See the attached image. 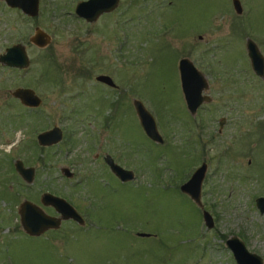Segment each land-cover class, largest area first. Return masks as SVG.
Masks as SVG:
<instances>
[{
    "label": "rangeland",
    "instance_id": "374dc122",
    "mask_svg": "<svg viewBox=\"0 0 264 264\" xmlns=\"http://www.w3.org/2000/svg\"><path fill=\"white\" fill-rule=\"evenodd\" d=\"M76 1L39 0L30 17L0 0V52L21 41L29 57L20 70L0 65V264H236L224 244L231 234L264 262V211L254 204L264 195V78L246 72L242 35L220 15L230 1L118 0L90 22L75 14ZM247 1L262 24L264 0ZM34 25L50 34L46 46L27 41ZM181 56L208 82L210 100L193 114L180 90ZM97 73L117 88L97 82ZM19 85L41 97L37 107L12 96ZM133 97L153 115L162 142L144 134ZM53 123L65 135L37 165L27 152L32 133ZM105 152L134 177L120 181ZM14 158L37 165L30 184L12 169ZM201 160L209 228L178 187ZM60 165H72L73 175ZM42 190L75 203L85 223L23 232L17 204L39 202Z\"/></svg>",
    "mask_w": 264,
    "mask_h": 264
},
{
    "label": "water",
    "instance_id": "95a60500",
    "mask_svg": "<svg viewBox=\"0 0 264 264\" xmlns=\"http://www.w3.org/2000/svg\"><path fill=\"white\" fill-rule=\"evenodd\" d=\"M8 6L19 8L23 13L29 16H35L38 11V0H4ZM118 0H77L73 10L75 14L86 21H93L100 13L110 11L117 5ZM50 34L43 28L36 25L30 33L28 40L37 47H44L50 41ZM247 53L251 58V65L254 71L263 74V60L259 51L253 44L247 43ZM28 55L22 43L15 42L5 46L0 52V62L15 66L18 68L26 67L28 64ZM178 79L181 94L185 107L189 113L193 114L197 107L210 100V95L205 92L208 82L205 75L199 70L193 61L187 56H181L177 60ZM94 78L111 86L115 85L110 75L106 73H97ZM11 94L19 99L25 105H38L39 96L30 87L17 86L13 88ZM132 106L136 114L138 123L144 134L154 142H162V135L159 133L154 117L144 106L139 98L133 97ZM224 117L218 120L220 127ZM61 136L60 128L52 126L49 129L40 131L36 134L37 141L41 144L56 142ZM105 162L109 165L112 173L121 181H127L133 178V171L123 167L113 160L109 154L104 155ZM14 166L21 175L29 181L32 177V167L23 166L20 159L14 160ZM206 162L201 160L190 172L189 176L180 182L179 190L186 194L190 200L200 209V215L205 227L213 226V217L211 213L204 208L200 197L201 182L206 170ZM67 168L64 166L65 174ZM40 202L42 205H50L57 212V215L49 214L39 205L29 199L23 198L17 204L18 221L23 232L29 235H39L48 228H57L61 219L71 218L77 223L84 222L81 214L64 197L44 191L41 193ZM254 204L259 212L264 211V195L260 194L254 197ZM140 236L149 235L148 232L137 231ZM231 252L236 264H264L263 258L258 253L249 250L243 240L236 234L227 236L224 240Z\"/></svg>",
    "mask_w": 264,
    "mask_h": 264
},
{
    "label": "flooded vegetation",
    "instance_id": "af4514ba",
    "mask_svg": "<svg viewBox=\"0 0 264 264\" xmlns=\"http://www.w3.org/2000/svg\"><path fill=\"white\" fill-rule=\"evenodd\" d=\"M230 1V10H229V13L227 14V13H224V14H220L221 16H225L226 17V15L228 16V25H229V29H230V32H232V31H240V33H241V35H242V39H243V46H244V52H245V57H246V62H247V66H246V72L248 73V74H252V75H255V76H259V77H263L264 78V22L261 24L260 23V19H261V13L260 12H258V13H252L251 11H250V8H249V3H248V1L247 0H229ZM3 2L5 3V1L3 0ZM6 4V3H5ZM7 5V4H6ZM8 6V5H7ZM8 7H10V8H16V7H12V6H8ZM16 9H19V8H16ZM38 9H39V0H38ZM20 10V9H19ZM20 12H22L21 10H20ZM23 13V12H22ZM37 13H38V11H37ZM23 14H25V13H23ZM25 15H27V14H25ZM37 15V14H36ZM27 16H29V15H27ZM31 17V16H30ZM224 23V22H223ZM36 25H34L33 26V28L35 27ZM33 30V29H32ZM29 35L30 34H28V36H27V41L29 42V40H28V37H29ZM198 37H200V35L198 34ZM17 42H20V43H22L23 44V46H24V48H25V51H26V47H25V43H23V42H21V41H17ZM13 43H15V42H13ZM30 43V42H29ZM247 43H251V44H253L254 45V47L259 51V53L261 54V56H262V60H263V74L262 75H259V74H257L255 71H254V69H253V67H252V65H251V58L248 56V53H247ZM12 44V43H11ZM26 53H27V51H26ZM28 55V54H27ZM28 60H29V57H28ZM0 65L1 66H4V67H6V68H10V69H23V68H26L28 65H29V61H28V64H27V66L26 67H23V68H18V67H15V66H9V65H6V64H4V63H2V62H0ZM240 72H242L241 70H240ZM236 73V72H235ZM243 73V72H242ZM177 74H178V71H177ZM95 76V75H94ZM96 80V79H95ZM97 82H100V83H102V84H105V85H107V86H110V87H113V88H117V84L115 83V85H113V86H111V85H109V84H106V83H104V82H102V81H99V80H96ZM20 86V85H19ZM15 87H17V86H15ZM14 87V88H15ZM21 87H25V86H21ZM27 87H30V86H27ZM30 88H32V87H30ZM33 89V88H32ZM13 90V89H12ZM11 90V91H12ZM11 91H10V93H11ZM33 91L35 92V90L33 89ZM36 93V92H35ZM37 94V93H36ZM38 95V94H37ZM13 96V95H12ZM39 96V95H38ZM15 97V96H14ZM15 98H17V97H15ZM39 98H40V102H41V97L39 96ZM18 99V98H17ZM19 100V99H18ZM40 104V103H39ZM38 104V105H39ZM23 106H25V107H27V108H35V107H37L38 105H25V104H22ZM220 119V118H219ZM223 123V122H222ZM57 126V127H59L60 128V133H61V136H60V138L56 141V142H52V143H49V144H41V143H39L38 141H37V138H36V134L38 133V132H40V131H43V130H46V129H49V128H51L52 126ZM35 131V130H34ZM97 134H98V131H97ZM32 138H31V143L32 144H34V145H30L29 146V148H28V150H27V152H28V155H29V157L33 160H35L36 162L35 163H37V165H42L44 162H45V159H46V157H45V150L46 149H48V148H50V147H57V146H59V144H60V142H61V140L63 139V136L65 135V132H64V130H63V128L60 126V125H58V124H55V123H53V124H51V126H49V127H47V128H42L41 130H38V131H36V133L34 134V132L32 133ZM34 137V138H33ZM90 137L92 138V136H91V134H90ZM35 150V151H34ZM32 152H38L39 153V155H38V157L35 155V154H33ZM96 153L97 152H95V155H96ZM105 154H109L108 152H105L103 155H102V159H103V161H104V163L106 164V168L108 169V170H110V168H109V165L105 162V160H104V155ZM110 156H111V154H109ZM112 157V156H111ZM113 158V157H112ZM15 159H20V158H14L13 159V161H12V169H14V171L17 173V175L25 182V183H27V184H30L33 180H34V178H35V176H36V172H37V165H35V164H33V163H24L23 162V160H21V163H22V165L23 166H25V167H27V166H31L32 167V169H33V171H32V177H31V179L29 180V181H27L22 175H21V173H19L17 170H16V168H15V166H14V160ZM114 160V159H113ZM115 161V160H114ZM116 162V161H115ZM119 164V163H118ZM66 167L67 169V173L68 174H65V172H64V170H62V167ZM105 166V165H104ZM122 166V165H121ZM124 167V166H123ZM72 168H73V166L72 165H68V166H66V165H60L59 167H58V169H59V171L64 175V176H66V177H70V176H72L73 175V170H72ZM130 169V168H129ZM132 170V169H131ZM111 171V170H110ZM133 171V170H132ZM112 172V171H111ZM133 174H134V172H133ZM133 177H134V175H133ZM121 181V180H120ZM128 181V180H127ZM44 191H49V190H42V191H40V193H39V195H38V201L39 202H37V201H34V200H31V199H29V200H31L32 202H34V203H36V204H39L43 209H44V207H50V209H52V211L51 212H47L45 209H44V211H46L47 213H49V214H54V215H57V212L53 209V207L52 206H50V205H42L41 204V202H40V196H41V193L42 192H44ZM89 191V190H88ZM91 191V190H90ZM49 192H51V191H49ZM51 193H54V194H56L55 192H51ZM90 193H93L92 191L90 192ZM57 195H59V194H57ZM87 195V194H86ZM60 196H62V195H60ZM62 197H64V196H62ZM65 198V197H64ZM23 199V198H22ZM21 199V200H22ZM26 199H28V198H26ZM69 203H71L74 207H75V209L81 214V216L83 217L84 215H83V213L79 210V208H78V206L75 204V203H73V202H71L68 198H65ZM16 209H17V207H16ZM17 211V210H16ZM86 214L90 217V213H87L86 212ZM85 214V215H86ZM65 220H71V221H74V222H76L75 220H73V219H71V218H67V219H61V221H60V224L63 222V221H65ZM83 220H84V222L82 223V224H79V223H77V224H79V225H83L84 223H85V219H84V217H83ZM60 224H59V226H60ZM58 226V227H59ZM57 227V228H58ZM57 228H48V229H46V230H55V229H57ZM46 230H44V231H46ZM43 231V232H44ZM43 232H41V233H43ZM40 233V234H41ZM136 234H137V232H135ZM138 235V234H137Z\"/></svg>",
    "mask_w": 264,
    "mask_h": 264
}]
</instances>
